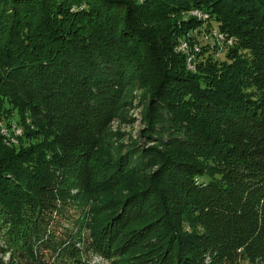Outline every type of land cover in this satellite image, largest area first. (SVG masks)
<instances>
[{
    "label": "trees",
    "instance_id": "16d2710c",
    "mask_svg": "<svg viewBox=\"0 0 264 264\" xmlns=\"http://www.w3.org/2000/svg\"><path fill=\"white\" fill-rule=\"evenodd\" d=\"M190 7L204 10L216 30L233 38L227 45L225 35L221 61L212 52L200 56L209 44L200 46L194 70L185 66L184 54L163 58L169 13ZM184 24L188 28L199 21L190 17ZM133 79L151 94L144 134L158 133L170 154L134 144L117 155L103 181L113 179L124 192L110 196L112 187L96 189L106 196L99 204H93L95 186L79 199L68 194L48 202L35 195L39 187L33 179L41 181L45 174L33 168L37 163L21 158L16 146L38 128L24 126L17 143L7 144L0 133V176L20 182L21 189L13 194L16 205L9 191L0 189V252H7L0 264H43L38 251L46 248L55 252L49 264H67L71 230L64 228L65 237L58 233L60 218L79 206L98 249L121 245L128 264H141L140 256L153 264H226L240 253L250 260L264 257V0H0L1 114L14 112L21 124L27 114L59 146L71 148L68 160L60 162L62 177L80 165L89 170L87 177L98 172L99 124ZM29 145L27 152H33ZM152 161L160 165L154 174L169 175L162 182L169 185L165 190L175 194L180 186L185 199L173 196L168 202L159 195L161 206L154 201L151 207L156 226L138 221L134 227L128 217L153 201L154 187L132 190L131 184L144 186L148 175L136 172ZM185 221L200 223L203 236L182 233ZM148 228V239L136 241L135 235ZM198 236L202 240L196 241ZM83 237L76 232L77 240ZM127 240L136 241L130 249ZM216 248L221 252L205 263L204 254Z\"/></svg>",
    "mask_w": 264,
    "mask_h": 264
},
{
    "label": "rangeland",
    "instance_id": "374dc122",
    "mask_svg": "<svg viewBox=\"0 0 264 264\" xmlns=\"http://www.w3.org/2000/svg\"><path fill=\"white\" fill-rule=\"evenodd\" d=\"M143 1L144 0H134V2H138V3H142ZM195 12L197 15L195 14ZM190 17L191 18L194 17L195 20L199 21V24L188 27V28H184L186 26L184 24L185 19L190 18ZM167 20L170 23L169 28H171V31L167 35L168 43L166 44L168 46V51L166 48L164 52L165 56L163 57L164 60L167 58L169 61L170 52H174L176 54L181 53V54H184L185 56V61H184L185 66L187 68L189 66L188 69L194 70L195 55L199 51V47L206 46V44H209L211 47H209V45L206 46L208 49L207 52L205 51L204 54L201 53L200 56H203V55L205 56L206 54L208 55V52L209 53L212 52V54H214L216 58H219L220 61L225 59L224 52L227 50V48L223 47L224 41H225V35L227 38L231 36H228L225 32H224L225 35L222 34L221 32L223 31L221 30H220L221 32L216 30L218 28L215 26L214 19L210 18L209 14L206 13L204 10L200 8H194V7H190L186 9L184 8L183 9H173L169 13ZM210 30H212L211 32L212 34L210 33ZM216 35H220V43L218 42V44H217ZM170 40H172V43H170ZM232 41H233V38H232ZM225 43L227 45H231L227 42V40ZM162 44L165 45V42H162ZM214 44H216V46ZM191 46H192V49H191ZM215 53L217 54L215 55ZM149 91H150L149 89L140 87L139 82L133 79L132 81H130V83H128L127 86L123 87V91L120 94H118L117 99H115V101L111 103L109 116L107 117L108 119L103 120L99 124V131L103 134L101 136V141L99 145L101 149L99 157L102 163L99 166H97L99 168L96 170L98 172H96L95 175L92 176L90 174L92 178L89 177V175L87 177L89 170L82 169L81 165L78 166V168L75 167L76 166L75 165L74 166L75 169L69 168L70 171L65 172V174L63 173V177H62V174H60V172H62L60 162L62 164L63 159H65L66 161L68 160L69 151L71 150V148L68 146L62 145L63 149L61 150L62 146H59L57 142L58 140L56 141L54 138H51L52 136L45 133L40 126L33 125L30 117H28L27 114H24L26 116L22 118L23 123L21 124L18 121L19 116H17L14 112H12V114L9 113L8 117H5L3 114H1L2 112L0 109V133L4 136L3 137L4 141L7 144L8 142H10L9 137L14 138V142L16 141L15 143H17L18 142L17 136L21 134V131H23L24 126H26V128L30 130L32 129L31 131H33V129L35 128H38L39 130L38 134H36L35 136L28 135V134L23 135L24 139H22L19 142V144L16 146L17 148L22 149V152H20L19 154L21 158L25 160L30 159L32 160V162L34 161L33 164L34 165L35 163L37 164L33 166V168L35 167L39 172L41 173L43 172L42 174H45V177L41 178L42 179L41 181L40 179H37V180L36 178L35 180L33 179L32 184L35 186V188L37 187V189L39 187L38 192H36L35 189H33V191H35L34 192L35 195H37L38 197L40 196L41 199H44V201H48V202H50L51 200H54L55 198L62 199L63 197L64 199L68 194H71L72 196L76 197L75 199H79L82 196V194H85L86 192H88L86 189L90 190L94 188L93 186H95V190H93V192L95 196L97 194L96 196L97 198L94 200L93 204H99L101 203V201L104 200L106 196L104 195L105 197H102L101 196L102 192L97 193V190L101 191L102 189H107L108 187H112L111 191L108 192L110 196L111 195L116 196L117 191H119L118 193L124 192L123 191L124 186H122L121 188L117 187L113 179L108 180L105 183L103 181V179H105L103 178V176H105V171L108 172L110 169V166L108 164H111L112 160L115 161L116 157L125 155L128 149H131L132 145L138 144L141 149L144 148L148 151H152L158 154L160 153L162 155L164 154L167 155L166 153L170 154L167 150L168 146H166L164 143H162L160 140L157 139L156 135L158 133L153 132L150 135L144 134V131L147 128V124L145 121L147 117V112L152 107V103H150L152 99H151V94ZM2 129L3 131L5 130L6 133H3ZM90 134H92V131H89L87 133V135H90ZM160 136L163 137L165 136V134L162 133L160 134ZM25 138L27 140H25ZM60 143L62 144V141ZM27 145H29L30 147L33 146L34 151L27 152ZM2 148L3 146L0 147L1 151H2ZM4 149H7V148H4ZM60 153H62V157L60 156L61 158L58 157ZM172 155H168V156H172ZM173 156L176 157V155H173ZM43 158L46 159L45 162L43 161ZM159 166L160 165L158 164V162L152 161L146 167L145 170H139L138 172H136L140 174L142 171H144L145 174L148 175L149 177L145 180V182H143L144 184L143 187H141V185H138V184L135 187L134 183L131 184L132 190H136V189L144 190L147 188L146 187L147 185L145 184H148V185L151 184V187L152 188L154 187L153 189L154 194L150 197V199H152L153 201L150 202L149 205L145 204L139 207L140 208L139 210H141L140 212L138 210L136 211V213L131 214L128 217V220L131 218L134 220V224H133L134 227L139 226L138 225L139 223H137L138 221H140V223H143V224L148 221H153L150 228H154L156 226L157 224L156 217L153 218L152 216L153 211L151 207L154 205L153 204L154 201H157L158 203V198H160L159 195H161L164 200H166L165 199V196H166L168 202L173 201L172 199L175 196L181 197L182 201L183 199H185L184 197L185 193L181 190L180 186H176L175 190L173 191V193L175 192V194H172V192L170 193V191L165 190L167 188L169 189L168 187L169 185L166 183H162V182L166 180H170V178H169V175H167L168 177H166L163 174L161 175L154 174V172L158 169ZM127 167L128 168L131 167V164H129V162L127 164ZM8 171L9 173L10 172L13 173L11 169H8ZM65 176L68 177V178H65L67 180H64ZM90 178L93 180V182H90L89 180ZM0 180H1L0 189L2 188V190H4L5 192L9 191L8 195L10 197L11 204L16 205L15 201L18 198L16 196L14 198L13 194L16 195V193L21 190L19 188L20 182L19 183L13 182L11 179L6 178L5 174L3 176H0ZM87 181L90 182L92 185H90V183L88 184ZM67 182H69L70 184L72 183L73 184L70 185ZM42 183L49 184L50 186L54 185V187H52V189H49V188L43 189L42 187L44 186L41 185ZM62 186H64L63 190L65 189L66 190L65 192H63L62 190ZM79 187H82V189H80ZM156 188L158 189V191L156 190ZM114 189L115 191H112ZM81 190L83 193L81 192ZM53 191H58V192H53ZM71 195H70V198H71ZM146 196L147 195H145V197ZM185 202L186 201L184 200V204ZM20 205L21 207H24L26 204L22 203ZM158 206L160 207L161 205L158 203ZM68 209H69V212L72 214L68 216V218L61 217L60 224H59L60 227L58 228V233L61 234L62 236L64 235V237H65L64 228H69L71 230V233L69 234L71 235V238L70 236L66 235L67 239H69V242H70L68 246H71L69 247L70 249H69V252L67 253V256L71 254V257L69 258L67 257V260H68L67 264H128L126 262V259L123 260L122 258L124 255H126V253H124L126 251L125 249L120 250L121 245L116 246L117 248L106 250L105 252H103L102 249L101 250L98 249L96 244H94L93 239H91L92 235L89 234L90 224L87 227L84 226L85 225L84 220L86 219L89 220V219L86 213H84L85 211L82 209L81 206H79L78 209L76 207H73V208L70 207ZM47 210L48 209L46 208V211ZM61 211H62L61 213H64V209H62ZM135 215L138 217L137 218L134 217ZM80 220L82 221L80 222ZM79 223H81L82 225L81 227L78 226ZM183 225H184V228L182 229V233L191 235L192 232H197L196 233L197 235L203 236L202 234L203 232L200 230L201 228L200 223L191 224L185 221ZM150 228L143 231L142 233H139L138 235H135L136 241H140V240L142 241L144 239H148L147 237L148 234H146V232L149 231ZM129 230L130 232H133V227L130 226ZM78 231L81 233V237L84 236L82 240H79V239L77 240L75 238L76 232ZM73 235L74 237H72ZM199 236L196 238V241L202 240ZM72 242H73V245H72ZM135 242H133V240H127V248L128 247L132 248V245H134ZM121 243H118V244H121ZM46 249H42L38 251V253H40L39 259L42 262H44L43 264H49L50 258H52V255H55L54 254L55 252L52 253L49 249L48 250ZM219 252H221V249L219 251H218V248L212 249L211 253L204 254L203 261L205 263L208 262L212 257L217 255L216 253H219ZM0 256L3 259L6 258L7 252H4V253L0 252ZM233 257H235V259L228 260L226 264H264V257L262 258L256 257L254 260H250L249 258H244L241 255V253H240V256L238 257L233 256ZM145 259L146 257L140 256V258L138 259L140 260L139 263L153 264L152 261H147ZM219 260L220 258L216 259L215 262L218 263Z\"/></svg>",
    "mask_w": 264,
    "mask_h": 264
},
{
    "label": "built area",
    "instance_id": "2783aa9c",
    "mask_svg": "<svg viewBox=\"0 0 264 264\" xmlns=\"http://www.w3.org/2000/svg\"><path fill=\"white\" fill-rule=\"evenodd\" d=\"M196 14V13H195ZM197 15V14H196ZM211 31V30H210ZM216 38H217V44H218V42L220 43V35H216ZM230 40H232V38L231 37H228ZM198 45V44H197ZM217 53H215V55H216ZM2 131H3V129H2ZM3 133H6L5 132V130L3 131ZM7 135H8V133H7ZM9 141H11V142H14V138H11V137H9Z\"/></svg>",
    "mask_w": 264,
    "mask_h": 264
},
{
    "label": "bare ground",
    "instance_id": "6f19581e",
    "mask_svg": "<svg viewBox=\"0 0 264 264\" xmlns=\"http://www.w3.org/2000/svg\"><path fill=\"white\" fill-rule=\"evenodd\" d=\"M197 10V9H196ZM196 13V12H195ZM200 15V14H199ZM212 31V30H211ZM227 42L229 43V44H232V40H230V39H228L227 40ZM191 49H192V46H191ZM194 49V48H193ZM194 55V54H193ZM190 57V56H189ZM193 59V58H192ZM192 64V63H191ZM188 68H189V66H188Z\"/></svg>",
    "mask_w": 264,
    "mask_h": 264
}]
</instances>
